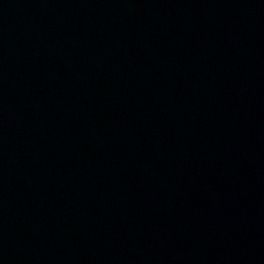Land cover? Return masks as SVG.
<instances>
[{
  "label": "water",
  "instance_id": "obj_1",
  "mask_svg": "<svg viewBox=\"0 0 264 264\" xmlns=\"http://www.w3.org/2000/svg\"><path fill=\"white\" fill-rule=\"evenodd\" d=\"M0 264H264V0H0Z\"/></svg>",
  "mask_w": 264,
  "mask_h": 264
}]
</instances>
